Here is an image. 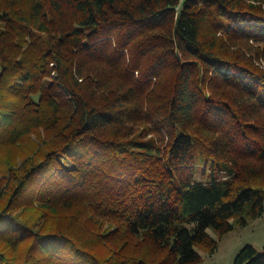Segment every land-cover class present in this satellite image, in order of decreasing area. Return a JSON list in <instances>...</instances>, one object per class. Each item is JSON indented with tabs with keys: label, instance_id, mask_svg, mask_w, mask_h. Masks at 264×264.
<instances>
[{
	"label": "trees",
	"instance_id": "16d2710c",
	"mask_svg": "<svg viewBox=\"0 0 264 264\" xmlns=\"http://www.w3.org/2000/svg\"><path fill=\"white\" fill-rule=\"evenodd\" d=\"M263 211L264 0H0V264H200Z\"/></svg>",
	"mask_w": 264,
	"mask_h": 264
},
{
	"label": "rangeland",
	"instance_id": "374dc122",
	"mask_svg": "<svg viewBox=\"0 0 264 264\" xmlns=\"http://www.w3.org/2000/svg\"><path fill=\"white\" fill-rule=\"evenodd\" d=\"M210 233L218 241V246L213 253L197 247L202 257L200 264H235V255L243 245L250 244L259 250L264 248V211L248 225L244 227L236 225L233 230L221 238L211 231Z\"/></svg>",
	"mask_w": 264,
	"mask_h": 264
}]
</instances>
